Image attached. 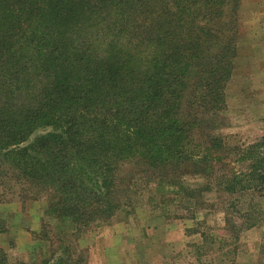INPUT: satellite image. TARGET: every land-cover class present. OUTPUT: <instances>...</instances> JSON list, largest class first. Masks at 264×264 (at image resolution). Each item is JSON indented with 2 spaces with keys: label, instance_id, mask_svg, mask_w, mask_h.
Wrapping results in <instances>:
<instances>
[{
  "label": "trees",
  "instance_id": "16d2710c",
  "mask_svg": "<svg viewBox=\"0 0 264 264\" xmlns=\"http://www.w3.org/2000/svg\"><path fill=\"white\" fill-rule=\"evenodd\" d=\"M225 4L0 0L1 177L28 192L44 188L55 200L47 214L79 232L109 220L122 156L138 153L153 166L179 161L192 131L203 134L223 111L235 57L233 22H221ZM98 23L130 30L139 47L98 49ZM241 156L248 173L220 179L227 196L264 191V138ZM60 251L42 264H79Z\"/></svg>",
  "mask_w": 264,
  "mask_h": 264
},
{
  "label": "rangeland",
  "instance_id": "374dc122",
  "mask_svg": "<svg viewBox=\"0 0 264 264\" xmlns=\"http://www.w3.org/2000/svg\"><path fill=\"white\" fill-rule=\"evenodd\" d=\"M221 20L235 29L224 109L203 134L192 131L182 159L153 166L138 153L122 156L109 199L118 209L80 232L47 214L55 201L48 191L14 187L0 170V262L42 264L66 249L79 264H264V191L227 196L218 188L222 177L248 173L241 152L264 138V0H226ZM120 30L98 23L91 33L98 49L118 43L133 52L137 39Z\"/></svg>",
  "mask_w": 264,
  "mask_h": 264
}]
</instances>
